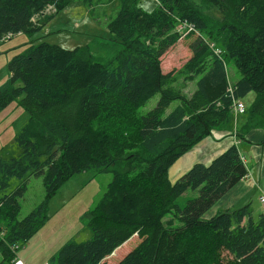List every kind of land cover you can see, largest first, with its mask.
I'll return each mask as SVG.
<instances>
[{
    "label": "trees",
    "instance_id": "1",
    "mask_svg": "<svg viewBox=\"0 0 264 264\" xmlns=\"http://www.w3.org/2000/svg\"><path fill=\"white\" fill-rule=\"evenodd\" d=\"M73 1L0 0V41L33 36ZM83 1L94 8V0ZM156 3L148 11L142 0H119L108 24L124 47L117 62L95 60L87 46L46 41L9 61L0 113L19 100L30 117L15 136L19 154L0 157V191L15 177L23 180L0 198V264H11L12 246L27 243L46 224L59 189L88 170L111 172L113 179L85 214L91 238L69 240L54 264H106L135 235L139 243L118 264H220L225 253L227 264H264V213L255 217L248 203L206 216L249 172L236 144L176 182L169 178L181 156L214 129L234 124L235 100L255 92L237 128L240 137L264 128V0ZM48 6L57 12L45 15ZM185 22L199 34L180 31ZM181 38L191 39L192 56L174 76L162 70L160 58ZM228 61L241 73L232 93ZM199 76L188 97L184 84ZM156 94V106L142 114L140 107ZM175 100L180 104L167 113ZM32 175L42 178L46 195L19 219V199ZM187 192L195 196L182 200Z\"/></svg>",
    "mask_w": 264,
    "mask_h": 264
},
{
    "label": "rangeland",
    "instance_id": "2",
    "mask_svg": "<svg viewBox=\"0 0 264 264\" xmlns=\"http://www.w3.org/2000/svg\"><path fill=\"white\" fill-rule=\"evenodd\" d=\"M93 3L94 8L92 9L91 6L87 5L83 0H74L65 9L56 14L46 26L36 32L33 36L18 33L0 41V85H5L9 80V61H11L14 56L25 52L28 46L32 43L37 44L46 41L69 49L87 46L93 52L95 60L102 63L114 61L124 47L117 42L116 35L110 32L108 24L118 12L120 6L119 0H94ZM142 6L146 10L152 11L156 8L157 3L156 0H142ZM56 12L57 10L50 13L46 12L45 15H53ZM214 14L220 16L216 10L214 11ZM190 41V38H181L162 55L160 63L162 70L165 73L171 71L174 73V76L179 74L183 65L192 56ZM220 52L221 50H217V53ZM115 62H117V59ZM227 71L231 84L235 83L241 77V73L233 61H228ZM199 79L200 76L193 82L189 81L184 84L183 78H180L179 81L186 86V88H183V92L188 97H190L196 90ZM254 97L255 92H252L243 99L246 109L250 107ZM159 98L160 94L153 96L145 105L140 107V112L145 114L154 108ZM19 103V100L14 101L8 108L0 113V157L4 159H9L19 154L20 149L15 141V136L28 122L30 117V113ZM179 104V100L173 101L167 109V113L172 111ZM239 115L244 117L243 113L238 114L237 117ZM262 141L263 140H252L253 147L248 151L244 145H241L242 143H245V141L239 144L241 153L247 158L248 164L252 167L257 166V163H259L261 159V151L258 149H261ZM112 179L113 174L111 172L88 170L73 176L67 181L59 189L58 193L53 197V200L50 203L49 215L53 216L51 222L46 226L47 228L45 231L47 237H45V241L53 236L50 240L51 244L54 241V244L57 246V251L59 252L60 248L73 238H75L73 240L76 241H86L90 239L92 232L87 225L85 212L90 208H94V206L100 201ZM22 182L23 180L20 178H13L10 182V186L5 191H0V198L5 194L15 192ZM26 185L27 190L24 196L19 199L21 204V210L18 216L19 219L28 215L36 206H38L46 195V189L41 177L34 175L28 177ZM194 196L195 194L192 192H187L182 200ZM259 196L260 192L255 190L250 193L249 199L246 201L247 203L241 202L239 207L251 203V210L255 217H258L259 214L264 213V203L260 201ZM217 205L218 203L207 213L206 216L213 215L215 211L214 209L219 207V205ZM81 216L84 221L83 223L81 222ZM134 237L135 238L128 240L116 252L109 256L106 259V263L118 264L128 252L139 243V238L137 236ZM34 239L35 238L33 237L29 241H33ZM28 242L20 246L18 251L19 257V254L25 251ZM48 246H50V242L48 243ZM227 255L229 256L227 253L223 255L220 264L228 263L231 257H228ZM37 260H39V257Z\"/></svg>",
    "mask_w": 264,
    "mask_h": 264
},
{
    "label": "crops",
    "instance_id": "3",
    "mask_svg": "<svg viewBox=\"0 0 264 264\" xmlns=\"http://www.w3.org/2000/svg\"><path fill=\"white\" fill-rule=\"evenodd\" d=\"M237 115L235 114L233 125H226L224 127L214 129L211 135L207 136L205 139L199 142L193 149H191L189 152L181 156L169 169V178L174 183L196 163H203L208 165L217 156H219L222 152H224L226 149H228L230 146L234 144L239 146L238 148L240 150L239 144L245 141V143H242L241 145H244L248 151L253 147V144L251 142L252 140H263L261 144V149L260 148L258 149L259 151H261V159L259 163H257V166L252 167L250 164H248L247 158L244 157L243 154L241 153L243 156V160L245 161V163L247 162L246 164L249 168V172L241 180V182H239L237 185L232 187L219 200L218 202L219 207L214 209L215 210L214 213H216L218 210L239 208L240 203L241 202L244 203L248 201L250 193L254 192L255 190L260 192V196L264 192V139H263L264 128L253 127L252 129L244 133L242 137H240L238 135L237 128L240 126L239 124H241L244 121V117H242L241 115L237 117ZM238 118H239V122H238ZM89 210H87L86 212H88ZM52 216H50L46 224L38 231L39 233H36V235L33 236L35 238L34 239L35 241L34 240L29 241L25 251L19 254L20 257L26 262V264H53V257L58 254L56 248L57 246L54 244V241L51 244L50 240L53 238V236H51L50 238H48V240L45 241V237H47L45 231L47 228L46 226H48V224L51 222ZM82 216H81V222L83 223L84 221L82 220ZM133 238L135 237L133 236L130 239ZM49 242H50V246H48ZM78 242H82V241H78ZM119 248H117L114 252H116ZM38 257L39 260H37ZM107 258L104 259L105 262Z\"/></svg>",
    "mask_w": 264,
    "mask_h": 264
},
{
    "label": "built area",
    "instance_id": "4",
    "mask_svg": "<svg viewBox=\"0 0 264 264\" xmlns=\"http://www.w3.org/2000/svg\"><path fill=\"white\" fill-rule=\"evenodd\" d=\"M53 11H56V8L54 6H48L45 10V14L46 12H53ZM179 30L182 31L183 33L184 32H191V31H196L197 34H199V32L196 30L195 26L193 24H188V23H181L179 26ZM233 85L231 84L229 86V91L232 93L233 92ZM233 109H234V112L235 114L237 115L238 114H242V113H245V110H246V106L244 104L243 101L241 100H235L233 102ZM260 201L264 203V192L263 194L260 196ZM20 246L21 244H15L12 246V251L14 252L15 254V259L13 260V262L11 264H26V262L21 259L19 256H18V251L20 249Z\"/></svg>",
    "mask_w": 264,
    "mask_h": 264
}]
</instances>
